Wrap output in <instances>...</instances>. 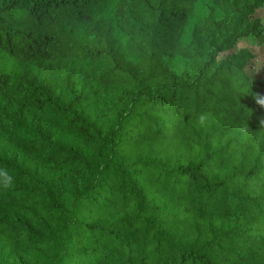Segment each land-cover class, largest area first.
I'll return each instance as SVG.
<instances>
[{"label": "trees", "instance_id": "16d2710c", "mask_svg": "<svg viewBox=\"0 0 264 264\" xmlns=\"http://www.w3.org/2000/svg\"><path fill=\"white\" fill-rule=\"evenodd\" d=\"M263 6L0 0V264H264Z\"/></svg>", "mask_w": 264, "mask_h": 264}, {"label": "rangeland", "instance_id": "374dc122", "mask_svg": "<svg viewBox=\"0 0 264 264\" xmlns=\"http://www.w3.org/2000/svg\"><path fill=\"white\" fill-rule=\"evenodd\" d=\"M257 17L264 24V6L257 11ZM240 48H248L251 52L255 53L254 57L249 60L246 66V71L249 76L252 79L264 81V44L255 42L252 37H246L239 41L235 50Z\"/></svg>", "mask_w": 264, "mask_h": 264}, {"label": "clouds", "instance_id": "9594fccd", "mask_svg": "<svg viewBox=\"0 0 264 264\" xmlns=\"http://www.w3.org/2000/svg\"><path fill=\"white\" fill-rule=\"evenodd\" d=\"M207 119V116L206 115H201L199 116L198 120H199V123L203 124L205 122V120Z\"/></svg>", "mask_w": 264, "mask_h": 264}]
</instances>
